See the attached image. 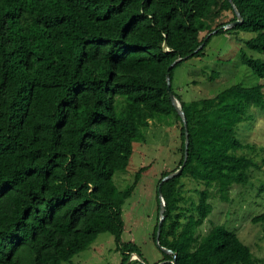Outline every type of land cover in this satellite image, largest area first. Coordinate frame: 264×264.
I'll return each mask as SVG.
<instances>
[{
  "label": "trees",
  "instance_id": "obj_1",
  "mask_svg": "<svg viewBox=\"0 0 264 264\" xmlns=\"http://www.w3.org/2000/svg\"><path fill=\"white\" fill-rule=\"evenodd\" d=\"M232 1L243 22L224 29L236 19L228 0H0V264H62L103 232L114 236L120 264H143L127 262L141 253L121 239L122 213L150 166L121 190L113 175L158 115L172 116L178 147L155 181L151 236L156 243L160 185L159 245L171 253L153 264L174 256L176 264H257L225 225L201 237L197 229L213 209L211 187L227 200L233 184L249 183L255 161L239 152L253 146L235 126L249 106L264 111L263 86L236 83L184 101L172 85L176 66L203 56L212 35L252 31L247 48L264 52V0ZM178 57L187 58L169 69L170 89L186 116L187 159L161 182L184 161L186 128L166 81ZM241 61L264 79V60ZM184 178L203 186L196 201L184 195ZM251 221L264 224V212Z\"/></svg>",
  "mask_w": 264,
  "mask_h": 264
},
{
  "label": "rangeland",
  "instance_id": "obj_2",
  "mask_svg": "<svg viewBox=\"0 0 264 264\" xmlns=\"http://www.w3.org/2000/svg\"><path fill=\"white\" fill-rule=\"evenodd\" d=\"M254 35L252 31L243 30L212 35L203 56L186 59L176 66L173 90L184 101L213 96L236 83L244 86L261 84L264 91V79L256 76L241 61L243 55L264 60V52L251 51L246 46V41ZM215 72L217 75L213 76ZM235 135L253 146L252 150L239 152L252 156L255 161L249 183L233 184L227 200L220 198L216 187L209 189V203L213 209L197 229V236H203L215 224L225 225L250 247L257 264H264V224L251 221L255 215L264 212V111L249 106L248 117L235 126ZM134 147L126 170H118L113 175L117 188L121 190L132 183L141 166L149 165L150 168L141 176L134 193L123 205L121 239L133 240L138 245L140 257L144 260L139 262L153 264L163 256V251L151 236L156 219L155 181L163 169L171 168L177 160L178 130L172 116L158 115L151 119L145 130V140L135 141ZM183 181L184 195L196 201V191L203 186L189 178ZM121 257L114 236L103 232L87 248L62 264H120Z\"/></svg>",
  "mask_w": 264,
  "mask_h": 264
},
{
  "label": "water",
  "instance_id": "obj_3",
  "mask_svg": "<svg viewBox=\"0 0 264 264\" xmlns=\"http://www.w3.org/2000/svg\"><path fill=\"white\" fill-rule=\"evenodd\" d=\"M229 3L231 4L233 10H234V13H235V16H236V19L223 26L224 29H228V28H231V27H234V26H237L239 24H241L243 22V17L242 15L240 14V12L238 11V9L235 7L234 3L232 0H228ZM216 31H213L212 33L210 34H213L215 33ZM209 34V35H210ZM166 46V44H164ZM202 45H200L195 51H197L199 48H201ZM187 57H184V58H181V57H178L176 60H174L169 66H168V70H167V74H166V81H167V90H168V95H169V98L171 100V103L172 105L174 106L175 110L177 111V113L179 114L182 122H183V125L184 127L186 128L185 129V152H184V161L183 163L173 172L169 173L168 175L164 176L162 179H161V182L165 181V180H168L170 178H173L174 176H177L183 169L184 165H185V162H186V159H187V145H188V133H187V121H186V116H185V113L184 111L182 110V105L180 103V101L176 98V96L172 93L171 89H170V76H169V69L172 68L176 63H178L179 61H181L182 59H186ZM158 195H159V199H160V202H159V221H158V230H157V236H156V243L157 245H159V234H160V225L162 223V220L164 219V200H163V197H162V194H161V188H160V185L158 186ZM159 248L164 251V252H167V253H171V250L170 249H167L165 247H162L161 245H159ZM133 255V257H131ZM130 256V259H137V260H140L141 262H143L142 258L138 255V254H132ZM135 257V258H134ZM172 264H176V258L174 256L173 260H172Z\"/></svg>",
  "mask_w": 264,
  "mask_h": 264
},
{
  "label": "clouds",
  "instance_id": "obj_4",
  "mask_svg": "<svg viewBox=\"0 0 264 264\" xmlns=\"http://www.w3.org/2000/svg\"><path fill=\"white\" fill-rule=\"evenodd\" d=\"M137 260V259H136Z\"/></svg>",
  "mask_w": 264,
  "mask_h": 264
}]
</instances>
